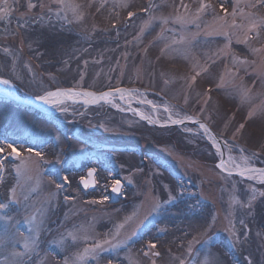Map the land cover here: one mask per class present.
Wrapping results in <instances>:
<instances>
[{"label": "rangeland", "instance_id": "obj_1", "mask_svg": "<svg viewBox=\"0 0 264 264\" xmlns=\"http://www.w3.org/2000/svg\"><path fill=\"white\" fill-rule=\"evenodd\" d=\"M8 2L12 14L0 20V77L9 79L20 96L54 88L128 90L111 103L65 100L67 112L52 105L42 110L21 106L0 95V144L44 153V160L19 178L28 199L9 209L12 223L19 221L16 226L25 235L27 215L40 222L38 247L24 257V264H64L65 258L71 264L75 253L112 239L121 224L117 240L133 230L136 235L117 248L105 245L87 264H200L211 257L219 264H264V196L259 194L264 184L220 171L217 147L197 126L150 125L130 108L160 124L168 123L169 115L201 119L223 140L225 162L231 155L243 165L241 157L247 156L248 166H264V52L250 51L264 44V31L259 40L238 43L242 30L230 27L233 17L226 24L215 19L224 15L220 3L231 12L236 0H211L215 12L209 9L185 24L173 17L194 16L200 0H74L81 20L55 0H31L37 5L33 9L27 7L29 0ZM181 3L188 5L187 11ZM250 3L256 0H240L237 11L243 9L244 15L235 17L237 24H248V13L264 17V6L250 8ZM129 11L135 13L131 19ZM163 17L169 18L167 24ZM221 24L234 33L230 48H225L227 37L213 32ZM233 56L249 63L233 64ZM0 158L5 164L0 180L4 202L16 186L19 161ZM90 168L96 169V185L82 188L79 180ZM114 180L121 182L117 193L112 191ZM252 189L256 198L247 207ZM169 194L175 199L165 203ZM157 202L160 207L153 210ZM4 225L0 220V237ZM69 232L79 239L74 242ZM194 237L197 242L189 252ZM149 242L156 248L148 249ZM8 259L0 243V264Z\"/></svg>", "mask_w": 264, "mask_h": 264}, {"label": "snow or ice", "instance_id": "obj_2", "mask_svg": "<svg viewBox=\"0 0 264 264\" xmlns=\"http://www.w3.org/2000/svg\"><path fill=\"white\" fill-rule=\"evenodd\" d=\"M14 2L18 3L19 0H14ZM0 3H2V6H0V20L8 19L13 11L12 6L9 4L8 0H0ZM55 3L61 6V10L71 11L73 16L77 20H81L83 18L82 14L79 12L80 5L76 4L74 0H55ZM239 3H240V0H236V5L233 6L231 12H229V10L224 6L223 3H220L219 7H220V10L224 13V15L223 16L217 15L215 16V19L218 21H224L226 24L227 17L228 16L233 17L230 27L238 28L242 30V35L236 37L237 42L244 43V44H250V42L260 39L261 32L264 31V17L255 19L253 18L254 16L253 13H248V17H249L248 24L246 25L237 24L235 21V17L238 14L241 16L244 15L243 9H240L239 13L237 11ZM257 5L264 6V0H256V3H250L248 7L255 8L257 7ZM122 6L128 7L127 3H123ZM181 6L185 8L186 11L188 10V5L181 3ZM27 7L29 9H33L37 7V5L32 3L31 0H29ZM41 7H43V5H41ZM209 9H212L213 12H215V8L211 0H200L199 7L196 9V14L194 16L189 17L186 15L177 14L175 17H173V19L175 20V22L180 23V24L194 23L196 20L199 19L201 13H204ZM49 10L51 11V9ZM147 10L148 9H143V11H147ZM127 15H128V18L131 19L133 16H135V13L132 11H129ZM64 18L67 19V15H65ZM21 19H24V18L22 17ZM161 19L164 24L168 23L169 18L163 17ZM24 22L27 23V20L25 19ZM69 22L71 23V21ZM145 23L147 24L148 22H145ZM197 27H199V25H197ZM224 27L225 25L221 24L219 28H214L213 32H216V34H222L225 37H227L228 44L225 46V48H230L232 35H234V33H229L228 31L224 30ZM208 34H212V33L209 32ZM5 51L7 52L8 49H5ZM223 51L224 50L222 49L221 52ZM250 51L253 54H260L264 52V44H262L261 47L259 48L252 47L250 48ZM232 62L233 64L249 63L247 59H241L235 56L232 57ZM251 63L255 64L256 61H251ZM261 65L264 66V57H261ZM201 71L206 72L207 68H201ZM199 75H200V72L199 71L196 72L195 75L191 76V80L195 82L196 77ZM221 81H223V77H221ZM10 83L11 81L9 79L0 78V84L10 85ZM115 91L121 94V99H123L125 93L128 92V90L126 89H119V88L115 89ZM111 95H112L111 92H103L100 95H97L96 93H93V92H87V91L79 92L74 89H57L55 91H45L44 94L37 95L36 99L38 101L43 102L44 104L52 105L53 107L57 108L61 112H67L68 109L66 107H63L65 100H69V99L75 100L76 98L83 96L87 98L84 100L85 104L97 103L100 100H105L111 103L109 99ZM113 106H116V105H113ZM165 111H169V109L166 108ZM138 114L141 115L142 119H147L149 123L158 122V121L151 119L148 116L143 115L142 113H138ZM249 115L251 116L252 113H249ZM183 119L191 120L192 117L185 116L182 119L172 120L171 115H169V120H171L172 123H182ZM243 127L244 125L241 124L240 128L242 129ZM200 128L203 129V131L206 134L210 132L209 128L203 123H200ZM237 131H239V129H237ZM209 138L213 141V144L217 147V151L219 152L220 149H219V146L216 145L215 137L209 136ZM25 153L27 155H25ZM0 157H5V158L12 157L15 160L19 161V163L15 165V173L18 178L16 182V186L10 188L9 194L6 200L4 202H0V212L4 213L3 216H0V220L5 221V225L3 228V236L0 237V243L5 245V248L8 250V256L11 258V259L6 260V264H24V257L29 256V254L32 252H35L38 247L40 222H37V217L34 214L27 215L24 218V222L29 224L30 227L28 229L29 234L25 235V233L20 231V229L16 226L19 223V221L12 223L13 217L9 209L11 205L21 204L22 199L23 200L28 199V196L24 194L25 185L20 183L19 178L26 176V174L29 172L33 163H35L38 166L39 162L44 160V153L41 151L34 150L32 147L24 148L23 145H16L15 143H3V144H0ZM34 157L39 158V159L34 161L33 160ZM241 159L243 161V165L236 163L235 158L230 155L228 158V162L221 160L218 167L224 171H227L229 175H231L232 169L229 167V165L230 164L234 165L239 175L241 176L247 175L248 179H257L260 183L264 184V169H258V168L248 166V161L250 157L245 156V157H241ZM4 170H5L4 159L0 158V180H2L3 178ZM95 172H96L95 168H90L87 172V178L81 179V183L84 185L85 188L96 185V180L94 176ZM27 179L30 180L31 176H27ZM63 179L66 182L68 181V177H64ZM56 187L61 188L62 185L57 184ZM17 188H20L21 191L17 192ZM120 189H121V182L119 180H114L112 183V191L119 192ZM28 191H35V188L28 189ZM252 193L253 195L251 196V199L246 205L247 207H251V200H255L256 198L255 189H252ZM259 194L261 196H264V192H261ZM104 199L106 200L107 197H104ZM173 199H175V197L169 194L168 200L165 201V203L170 202ZM99 202L103 203L104 200H101ZM93 203H96V201H93ZM159 207L160 205L157 202L153 205V210ZM130 219H132V217H126V221ZM241 223H243V221H241ZM123 227H124L123 224L118 226L117 232L113 235L112 239H105L103 241H97L89 246L84 247L82 252L75 253V257L71 261V264H87V258L92 257L93 259H95L98 253L104 250L105 245H107L110 248H117L121 244L126 243L128 240H130L132 236L136 235L135 230H133L132 233L129 236H126L123 240H117L116 237L119 236V228H123ZM232 235L237 241L239 240V237H236L235 232H232ZM68 236L71 237V239L74 242L79 239L78 236L73 232H69ZM88 239L89 237L87 235L83 236V240L86 241ZM113 241H115V243ZM195 242H197L196 237H194L192 241H189V245H188L189 252L192 251V245ZM60 243L62 244L63 240H61ZM17 245H19L20 247L18 248ZM147 247L148 249H155L156 244L153 242H149ZM143 254L145 256H148L149 253L145 251ZM152 255L159 256V252H152ZM64 264H69V260L67 258H65ZM108 264H111V261H109ZM152 264H155V261H153ZM180 264H185V262L181 260ZM200 264H219V261L216 258L211 257V258L205 259L204 261L200 262Z\"/></svg>", "mask_w": 264, "mask_h": 264}, {"label": "water", "instance_id": "obj_3", "mask_svg": "<svg viewBox=\"0 0 264 264\" xmlns=\"http://www.w3.org/2000/svg\"><path fill=\"white\" fill-rule=\"evenodd\" d=\"M0 78H2V77H0ZM4 79H6V78H4ZM57 89H74V88H54V89H51L49 91H55ZM74 90L79 91V92H85V91L77 90V89H74ZM86 91L87 92H93V91H88V90H86ZM103 92H111L112 93V95H111V97L109 99H111L113 97L118 98L119 95H120V93L119 92H116L115 89L101 91V92H93V93H96L97 95H100ZM0 95L6 97L7 99H10L11 101H13L14 103H16L18 105L27 106V107H30V108H35V109H38V110H42V109H44V107H48L49 106L48 104H44L43 102L38 101L36 99V96L37 95L36 96H27V97L20 96L12 83H10V85L0 84ZM40 95H42V94H40ZM85 99H87V98L81 96V97L76 98L75 100H70L69 99L68 101L75 102V103H83V104H85L84 103V100ZM99 102H106V101L105 100H100ZM99 102H97V103H99ZM121 103L127 105L126 102H122L121 101ZM90 104H95V103H88L87 105H90ZM130 108L133 110V112L135 114V117H137V118L145 121L146 123H148L150 125H154V126H175V127L177 126V127H179V126H182V125H194V126H197L201 131H203V129L200 128V123L205 124L209 128V130H210V132L207 133V134L203 131L206 134L205 135L206 140H209L210 139L209 136L215 137V142L219 146V149H220V151H219L220 157H219V159H218V161L216 163V166H217V168L220 171L229 174L227 171H224V170H222V169H220L218 167V165L220 164L221 160H224L223 159L224 158V150H223V144H224V142H223V140L220 137H218L214 133V131L211 129V127L205 121H203L201 119H197V118H192L191 120H189V119H183V122L182 123H172L171 120H169L168 123H163V124H160V123H149V121L147 119H142L141 118V115L138 114L140 112L136 108H133V107H130ZM171 119L172 120H176L174 118H171ZM180 119H182V118H180ZM250 167H254V168H258V169H264V166H250ZM88 170L86 171V177H85V179L87 178V172H88ZM231 174H234V175H237V176H241V175H239V173H238V171L236 169H232ZM81 179L79 180L80 186L82 188H85L84 185L81 183ZM92 187L93 186H90V187H88V189H91ZM114 193H117V192H114Z\"/></svg>", "mask_w": 264, "mask_h": 264}, {"label": "bare ground", "instance_id": "obj_4", "mask_svg": "<svg viewBox=\"0 0 264 264\" xmlns=\"http://www.w3.org/2000/svg\"><path fill=\"white\" fill-rule=\"evenodd\" d=\"M146 105H148V106H150V107H152L153 109H155L156 107L155 106H153V105H151L149 102H144ZM44 108H47V107H44Z\"/></svg>", "mask_w": 264, "mask_h": 264}]
</instances>
